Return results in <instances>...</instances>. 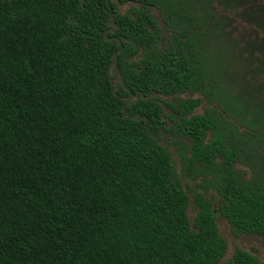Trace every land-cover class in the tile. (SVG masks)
<instances>
[{
    "label": "trees",
    "instance_id": "16d2710c",
    "mask_svg": "<svg viewBox=\"0 0 264 264\" xmlns=\"http://www.w3.org/2000/svg\"><path fill=\"white\" fill-rule=\"evenodd\" d=\"M117 1L138 5L0 0V264H219L213 204L194 193L190 220L152 94L203 96L167 104L183 168L213 174L234 233L264 237V37L247 80L186 0ZM249 21L263 30L264 6ZM203 99L216 107L194 112ZM223 264L258 258L236 248Z\"/></svg>",
    "mask_w": 264,
    "mask_h": 264
},
{
    "label": "rangeland",
    "instance_id": "374dc122",
    "mask_svg": "<svg viewBox=\"0 0 264 264\" xmlns=\"http://www.w3.org/2000/svg\"><path fill=\"white\" fill-rule=\"evenodd\" d=\"M116 3L117 9L120 13H125L130 10L131 7L138 4L133 2L119 3L117 0H112ZM188 5L191 6L193 12L199 17L203 18L206 23L214 24L213 29L217 34L218 40L229 42L230 59L232 60V68L234 71H242L238 77L244 76L249 80L251 73H245L243 71V65L252 64L256 66L257 63L250 62L251 56H259L260 51L258 46L251 45L252 42H258L259 39L264 37V29L261 26H256L253 22L249 21V11L252 5L259 4L264 6V0H186ZM151 12L155 16L160 27H164V22L160 17L159 11L155 7H151ZM202 21V20H201ZM264 26V21H263ZM163 36H166L163 31ZM256 64V65H255ZM111 78L115 86V89L127 90L121 79V75L118 72L116 66L112 64ZM238 74V72H237ZM154 98L163 108L162 116L165 120V126L168 130H163L158 142L166 147L173 160V165L176 171L177 178L180 184L187 192L189 197L188 215L192 221L196 214V207L194 205V193L200 191L207 198H209L213 204V210L216 215V223L220 234L226 239L227 248L224 256L219 264H223L230 259L236 248L244 249L258 258V264H264V237L253 233H234L228 220L223 217L219 212V193L215 186L214 176L212 173H201L204 170H196L199 173L196 176H192L187 170L183 168L182 154L190 156L188 147L190 141L178 132L173 119L177 117V113L173 112L168 103H176L179 99L196 98L203 96L199 92L183 91L181 93L173 95L152 94ZM137 95L129 94L126 99L128 101H134ZM216 107V103L207 102L202 100L201 104L194 109V112L202 113L205 108ZM173 127V129H169ZM236 167L243 169L246 172V177L251 175V171L243 166L236 164Z\"/></svg>",
    "mask_w": 264,
    "mask_h": 264
},
{
    "label": "flooded vegetation",
    "instance_id": "af4514ba",
    "mask_svg": "<svg viewBox=\"0 0 264 264\" xmlns=\"http://www.w3.org/2000/svg\"><path fill=\"white\" fill-rule=\"evenodd\" d=\"M150 10H151V8H150ZM158 10V9H157ZM153 14V13H152Z\"/></svg>",
    "mask_w": 264,
    "mask_h": 264
}]
</instances>
